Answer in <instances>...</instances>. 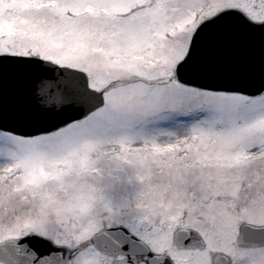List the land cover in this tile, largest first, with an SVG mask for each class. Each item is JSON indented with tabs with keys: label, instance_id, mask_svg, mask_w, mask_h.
<instances>
[{
	"label": "snow or ice",
	"instance_id": "6c2138e0",
	"mask_svg": "<svg viewBox=\"0 0 264 264\" xmlns=\"http://www.w3.org/2000/svg\"><path fill=\"white\" fill-rule=\"evenodd\" d=\"M0 264H264V0H0Z\"/></svg>",
	"mask_w": 264,
	"mask_h": 264
}]
</instances>
